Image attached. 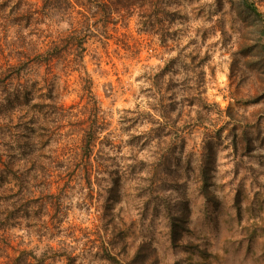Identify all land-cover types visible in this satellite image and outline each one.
Wrapping results in <instances>:
<instances>
[{"label": "rangeland", "instance_id": "rangeland-1", "mask_svg": "<svg viewBox=\"0 0 264 264\" xmlns=\"http://www.w3.org/2000/svg\"><path fill=\"white\" fill-rule=\"evenodd\" d=\"M0 264H264V0H0Z\"/></svg>", "mask_w": 264, "mask_h": 264}, {"label": "trees", "instance_id": "trees-1", "mask_svg": "<svg viewBox=\"0 0 264 264\" xmlns=\"http://www.w3.org/2000/svg\"><path fill=\"white\" fill-rule=\"evenodd\" d=\"M248 8L250 10H252L253 12L259 14V12L257 11V8L254 4H248ZM55 49L57 47H54ZM52 48L48 49V58L49 57H56L57 53H55L53 50H50ZM56 51V50H55ZM96 129H94L92 127V125L89 126V128L86 130V132L84 133V137H83V144H82V154L83 155H90L93 151V146H94V142L96 137ZM201 176H202V180H203V187H202V191L204 192V194L208 195L209 194V176L206 172V170L203 169V171L201 172Z\"/></svg>", "mask_w": 264, "mask_h": 264}]
</instances>
